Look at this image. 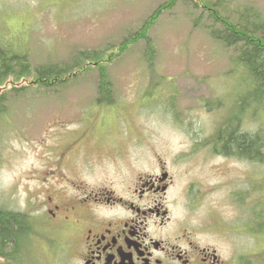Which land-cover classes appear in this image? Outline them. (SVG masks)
<instances>
[{"label": "rangeland", "instance_id": "1", "mask_svg": "<svg viewBox=\"0 0 264 264\" xmlns=\"http://www.w3.org/2000/svg\"><path fill=\"white\" fill-rule=\"evenodd\" d=\"M205 1L231 21L249 12L252 24L264 29V0ZM200 2L0 0V34L16 43L25 39L32 65L95 54L81 58V67L74 68L81 72L59 85L39 86L28 76L0 86V208L22 209L28 195L40 192L37 177L49 166L70 178L99 179L128 163L149 165L155 150L164 160L183 151L177 160L186 171L179 177L190 184L200 174L192 146L209 145L236 126L262 139L260 154L249 159L264 166V103L252 105L236 47L211 35L222 25ZM164 3L167 8L157 11ZM146 23L144 35L131 36ZM101 74L107 84H98ZM103 96L113 98L116 109L96 104ZM141 97L151 98L141 104ZM118 149L126 150L122 157L114 154ZM203 160L207 172L223 162L209 155ZM260 164H249V176L257 177L249 178V213L264 193V177L256 176ZM226 165L241 168L229 158ZM213 180L202 178L205 185ZM223 195L210 193L199 217L231 216ZM192 213L190 222L198 220Z\"/></svg>", "mask_w": 264, "mask_h": 264}, {"label": "flooded vegetation", "instance_id": "2", "mask_svg": "<svg viewBox=\"0 0 264 264\" xmlns=\"http://www.w3.org/2000/svg\"><path fill=\"white\" fill-rule=\"evenodd\" d=\"M150 98L141 97V104ZM97 99L96 104L116 109L113 98ZM223 142L216 137L209 145L192 146L200 174L190 184L179 177L186 171L177 160L183 151L170 160L150 151L154 159L149 165L128 163L92 180L70 178L49 166L37 177L40 192L28 195L22 209L0 208V214L19 220L11 240L0 237V264H264L263 192L255 214L246 212L249 178H257L249 176V164L262 160L225 151ZM208 155L223 160L209 172L202 170ZM228 158L239 161L240 170L229 168ZM260 174L264 177L263 164ZM207 176L215 177L209 185L202 181ZM221 189L222 202L233 214L200 218L201 206L210 203L206 197ZM192 210L198 220L190 222Z\"/></svg>", "mask_w": 264, "mask_h": 264}, {"label": "trees", "instance_id": "3", "mask_svg": "<svg viewBox=\"0 0 264 264\" xmlns=\"http://www.w3.org/2000/svg\"><path fill=\"white\" fill-rule=\"evenodd\" d=\"M174 1V0H173ZM194 1V0H193ZM196 1V0H195ZM203 7L212 14L214 19L221 22L222 29L212 30L211 35L214 38L224 42L226 45L235 46L237 51V59L241 64L242 69V84L249 85L248 97L255 105L257 102L264 103V29L263 26L253 25L249 12L242 14L241 18L236 21H231L229 17H221L218 14V9H213L205 0H200ZM167 3L161 4L157 11L162 8H167ZM215 5V4H214ZM256 22V21H255ZM146 23L132 37L144 35V30L147 27ZM259 34V35H258ZM16 42L0 34V86L6 82L8 78L31 77V82L44 87H52L59 85L80 73V70L74 69L81 67L82 59H91V52H80L75 58L69 62L55 63L46 62L32 65L28 59L29 49L25 46V39L15 38ZM125 45L123 41L120 45L122 48ZM91 54V55H90ZM82 58V59H81ZM84 65L83 67H86ZM76 70V71H73ZM80 71V72H79ZM101 74L98 84H107L108 81L103 80ZM101 92L105 94L106 88H101ZM5 111L4 95L0 94V116ZM4 115V114H3ZM221 136L223 148L225 151H237L245 153L248 156H257L260 154L262 139L258 138L251 132H237L231 130L229 133ZM19 225L18 217L11 218L9 215L0 214V237L3 240H11L17 233Z\"/></svg>", "mask_w": 264, "mask_h": 264}]
</instances>
